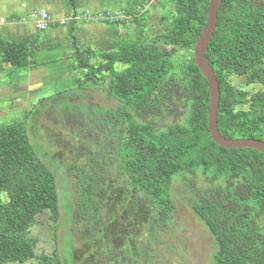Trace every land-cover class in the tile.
Wrapping results in <instances>:
<instances>
[{
    "label": "trees",
    "instance_id": "16d2710c",
    "mask_svg": "<svg viewBox=\"0 0 264 264\" xmlns=\"http://www.w3.org/2000/svg\"><path fill=\"white\" fill-rule=\"evenodd\" d=\"M53 1L60 3L57 11L67 4L72 10L67 15L81 16L78 0ZM113 1L132 18L103 22L111 39L100 47H80L70 36L96 23L66 25L80 60L73 66L75 83L117 101L100 107L66 102L72 112L81 108L78 119L65 118L79 127L80 143L70 150L64 146L81 166L40 149L29 137L27 121L0 122V264L35 259L68 264L56 252L36 253L38 239L31 230L43 214L55 232L61 224L68 226L65 234L79 245L75 260L87 253L79 264H139L176 220L174 196L214 239L210 264H264V154L223 148L209 132V84L194 58L209 0ZM146 4L172 8L154 32L145 26L148 10L138 9ZM6 28L0 32V75L39 68L37 54L49 53L46 32H58L60 38L63 29L54 25L35 34L20 26L21 35L14 38ZM125 28L128 39L121 38ZM205 56L220 84L221 134L264 141V0H222ZM84 68L92 71L77 79ZM178 103L182 115L170 118ZM64 178L73 183L72 191L64 187Z\"/></svg>",
    "mask_w": 264,
    "mask_h": 264
},
{
    "label": "rangeland",
    "instance_id": "374dc122",
    "mask_svg": "<svg viewBox=\"0 0 264 264\" xmlns=\"http://www.w3.org/2000/svg\"><path fill=\"white\" fill-rule=\"evenodd\" d=\"M25 8L20 6L23 4L22 0H0V17H9L16 15H22L31 8H37V5L41 8H45L51 12L54 16L67 15V12H72L71 7L66 4V8H62L57 11V6L60 5L57 1L49 0L48 5H45L44 0H24ZM124 1V0H123ZM80 4L77 14H83L86 10L92 11L100 10L103 8H109L111 10L124 9L123 4L109 3V0H78ZM36 3V4H31ZM107 3V4H105ZM151 3V2H150ZM105 4V6H104ZM148 15L145 20V26L149 30L156 31L159 27V19L161 16H167L171 11V7H167L166 11L162 9L161 5L146 4ZM138 8V7H137ZM23 10V13L21 11ZM139 9V8H138ZM142 12L145 11V7L140 6ZM139 14V13H138ZM73 16L72 14H70ZM137 15V17H139ZM87 22V21H86ZM29 27L28 30H24L25 33H35V28L29 25H20ZM20 26H2L0 24V32L11 31L14 34V38L20 37ZM109 25H104L103 22H97L95 26L86 25L78 30L72 32L70 35L68 27L65 26L60 30L59 36L56 37L55 31H47L46 35L50 36L49 42L45 44L48 52L37 54V62L40 64L36 70H20L4 73L0 75V122H10L12 120H25L29 130V137L33 143H36L40 149L50 150L63 159L64 162L79 164L78 158L75 155H70L69 150L72 145L80 143L81 137H76V133L80 134V129L75 125V121H65V118L73 114L74 119H78L81 114V108L79 111H70L67 101L69 103H75L77 105H94L100 107L113 106L114 100L108 101L103 94L95 92L92 94V90H96V87H91V91H86L85 84L75 83L73 66L79 63L76 50L72 45L73 39L70 37H77V41L80 47H89L94 44L100 47V43L111 39L110 29H106ZM166 23L163 27H167ZM23 29V28H21ZM159 30V29H158ZM18 31V32H17ZM39 31V30H37ZM128 29L121 38H129ZM17 32V33H16ZM134 29L132 30V33ZM16 33V34H15ZM67 33L70 35L68 36ZM126 33V37L124 36ZM135 34V33H133ZM41 36H44L41 35ZM115 42V41H113ZM115 47L118 42H115ZM128 66L127 64L125 67ZM3 68V67H2ZM1 68V69H2ZM12 68V66H11ZM13 69V68H12ZM8 70V68H7ZM91 72L92 69L84 68L83 72H77V79L84 78L85 72ZM82 95H84L82 97ZM62 101V104L58 103ZM116 101V100H115ZM117 102V101H116ZM68 112L66 114L64 106ZM84 106H82L84 108ZM69 108V109H68ZM180 103L174 105L172 109L175 112H171V117H180L182 113L180 109ZM64 111V113H62ZM92 112L97 114L98 112L93 109ZM174 113V114H173ZM65 116V117H64ZM158 118L160 121L169 120L167 117ZM71 120V118H69ZM66 148H69L66 149ZM45 152V151H44ZM50 165L52 164L49 160ZM61 165V162H58ZM80 165V164H79ZM81 166V165H80ZM52 169L59 173L61 169L56 166H52ZM63 185L69 191L73 189V183L69 178L61 180ZM176 188L179 190L177 183ZM73 195H71L72 200ZM174 199L178 201V211L176 213V220L170 223V229H167L159 237V242H154L152 249H149V254L146 255L145 260H140L139 264H210L211 253L215 251L216 244L208 230L204 227L202 220L193 213H190L185 207V201L179 200L174 196ZM47 214L40 215L37 218V224L32 228L31 233L38 239V246L35 249L39 255H53L55 252L65 259L68 264H79L78 261H83L85 252L79 255L78 261L75 260L73 252L79 246L76 242L75 236L65 234L64 229L67 225L61 224L60 229L55 232V226L53 223L47 221ZM146 240V238H145ZM140 243V242H138ZM137 244V243H136ZM25 264H42L39 260H30ZM131 264V263H129Z\"/></svg>",
    "mask_w": 264,
    "mask_h": 264
},
{
    "label": "water",
    "instance_id": "95a60500",
    "mask_svg": "<svg viewBox=\"0 0 264 264\" xmlns=\"http://www.w3.org/2000/svg\"><path fill=\"white\" fill-rule=\"evenodd\" d=\"M222 0H209L206 26L197 40L194 49V58L196 64L203 76L207 79L210 91V109H209V132L213 141L226 149H246L251 148L264 154V141L257 139H234L223 136L218 126L220 84L213 67L208 62L205 53L213 38L218 23V12Z\"/></svg>",
    "mask_w": 264,
    "mask_h": 264
},
{
    "label": "built area",
    "instance_id": "2783aa9c",
    "mask_svg": "<svg viewBox=\"0 0 264 264\" xmlns=\"http://www.w3.org/2000/svg\"><path fill=\"white\" fill-rule=\"evenodd\" d=\"M145 10L147 5L144 6ZM140 10V8H139ZM141 11V10H140ZM141 13H143L141 11ZM79 15V14H77ZM132 18L125 10H103L97 13H92L90 10H86L81 16H54L45 9H33L25 16H13L11 18L0 17V24L4 25H31L37 30L45 31L54 25L64 28L68 23L80 20L91 23L107 22V23H120L129 21Z\"/></svg>",
    "mask_w": 264,
    "mask_h": 264
},
{
    "label": "clouds",
    "instance_id": "9594fccd",
    "mask_svg": "<svg viewBox=\"0 0 264 264\" xmlns=\"http://www.w3.org/2000/svg\"><path fill=\"white\" fill-rule=\"evenodd\" d=\"M22 2H23V4H21L20 6H22V7H24L25 8V2L26 1H24V0H22ZM33 9H45V8H41V7H37V8H33ZM33 9H29V10H26V12L24 13V14H22V15H16V14H14V16H18V17H20V16H25V15H27V13L29 12V11H31V10H33ZM46 10V9H45ZM88 10H90V9H88ZM111 10V9H110ZM121 10V9H120ZM21 11H22V13H23V10L21 9ZM99 11H103L102 9H100ZM113 11V10H112ZM116 11V10H115ZM49 12V11H48ZM49 13H51V12H49ZM52 14V13H51ZM11 17H13V16H9V17H5V18H11ZM112 24V23H111ZM9 26V25H8ZM11 26V25H10ZM12 26H20V25H12ZM29 26H31V25H29ZM32 27V26H31ZM34 28V27H33Z\"/></svg>",
    "mask_w": 264,
    "mask_h": 264
},
{
    "label": "crops",
    "instance_id": "0c3cea01",
    "mask_svg": "<svg viewBox=\"0 0 264 264\" xmlns=\"http://www.w3.org/2000/svg\"><path fill=\"white\" fill-rule=\"evenodd\" d=\"M102 10H104V9H102Z\"/></svg>",
    "mask_w": 264,
    "mask_h": 264
}]
</instances>
